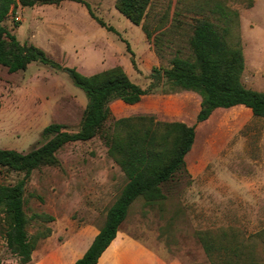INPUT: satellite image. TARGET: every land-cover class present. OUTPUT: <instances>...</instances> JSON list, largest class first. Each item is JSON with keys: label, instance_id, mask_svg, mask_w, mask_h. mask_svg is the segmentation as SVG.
Wrapping results in <instances>:
<instances>
[{"label": "rangeland", "instance_id": "1", "mask_svg": "<svg viewBox=\"0 0 264 264\" xmlns=\"http://www.w3.org/2000/svg\"><path fill=\"white\" fill-rule=\"evenodd\" d=\"M86 1L113 30L73 0L18 5L3 23L22 43L42 47L63 66L85 75L121 66L134 82L150 90L134 105L114 101V117L152 115L157 121H196L200 95L173 86L163 75L156 78L154 71L171 67L178 48L192 53L193 28L202 17L178 10L176 0H153L147 25L154 39L161 37L155 46L142 25L117 9L116 0ZM231 3L240 14L233 34L239 37L245 56L242 81L247 88L264 91V0H254L252 6L250 0ZM179 22L182 26L170 28ZM87 102L86 93L65 71L37 61L17 72L1 66L0 148L28 152L47 140L43 130L54 122L77 131ZM56 156L58 163L33 170L27 182L29 232L50 227L62 236L73 224L85 223L94 231L100 229L127 182L102 134L69 142ZM22 177L21 172L0 167V183L14 184ZM165 193L167 199L159 204L135 200L120 230L167 261L210 264L211 259L224 260L230 246L240 245L246 261L264 264V117L247 108L214 111L200 124L186 168L165 185ZM47 215L54 220H45ZM201 233L212 242L210 255ZM250 244L251 251L246 247ZM0 264H21L3 236Z\"/></svg>", "mask_w": 264, "mask_h": 264}, {"label": "trees", "instance_id": "2", "mask_svg": "<svg viewBox=\"0 0 264 264\" xmlns=\"http://www.w3.org/2000/svg\"><path fill=\"white\" fill-rule=\"evenodd\" d=\"M62 0H0V67L9 72L24 70L34 61L68 73L74 84L87 95L88 102L80 128L69 131L66 125L50 123L43 130L47 140L28 152L15 148H0V167L23 173L14 184L0 183V236L8 249L19 258L21 264H30L32 254L42 239L53 230L30 233L29 219L25 211V191L33 170L44 164L58 163L57 152L67 143L86 141L102 134L109 155L124 171L127 182L110 206L104 224L93 242L74 264H96L117 236L127 218L129 209L138 198L148 205L167 199L165 185L186 168V159L192 151L200 124L208 120L218 109L247 108L252 114L264 117V91L247 88L242 81L245 56L238 36L233 34L240 24L239 11L232 0H176L175 8L182 12L201 16L194 25L191 38L192 53L178 48L171 60V67L156 68L154 75H162L173 86L191 90L201 97L196 121H157L152 115L114 117L112 103L116 100L127 105L139 103L149 93L134 82L121 66H115L92 75H85L75 67L63 66L51 58L40 46L21 42L4 21L18 5L60 3ZM83 3L92 17L102 26L106 23L97 17L88 1ZM254 0H250L252 6ZM153 0H116L117 9L136 25H142L148 39L158 45L160 36L153 37L147 19ZM168 15V9L161 21ZM174 24V23H173ZM170 28L182 26L181 23ZM109 30L113 27L107 26ZM1 109V103H0ZM112 123L107 127V123ZM36 217H44L37 214ZM48 222L54 216L47 215ZM210 255L212 242L200 234ZM251 251L252 244L246 245ZM244 260V262H243ZM210 264H256L243 258L240 245L230 246L224 260L211 259Z\"/></svg>", "mask_w": 264, "mask_h": 264}, {"label": "crops", "instance_id": "3", "mask_svg": "<svg viewBox=\"0 0 264 264\" xmlns=\"http://www.w3.org/2000/svg\"><path fill=\"white\" fill-rule=\"evenodd\" d=\"M73 226L70 230L65 229L62 236L59 235V232L57 233L56 229L53 230L52 235L43 239L34 250L30 264H74L77 259L82 257L99 229L94 231L92 225L86 223L81 226L73 224ZM96 264L184 263L176 259L165 260L145 242L119 230Z\"/></svg>", "mask_w": 264, "mask_h": 264}]
</instances>
